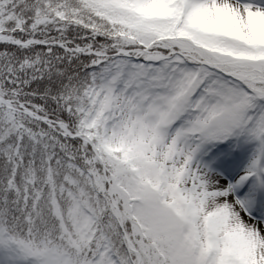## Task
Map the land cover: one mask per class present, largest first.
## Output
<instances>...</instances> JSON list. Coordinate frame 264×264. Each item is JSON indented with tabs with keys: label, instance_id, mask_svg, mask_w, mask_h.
Listing matches in <instances>:
<instances>
[{
	"label": "snow or ice",
	"instance_id": "snow-or-ice-1",
	"mask_svg": "<svg viewBox=\"0 0 264 264\" xmlns=\"http://www.w3.org/2000/svg\"><path fill=\"white\" fill-rule=\"evenodd\" d=\"M0 264H264V0H0Z\"/></svg>",
	"mask_w": 264,
	"mask_h": 264
}]
</instances>
